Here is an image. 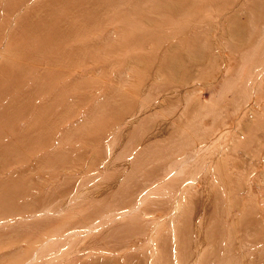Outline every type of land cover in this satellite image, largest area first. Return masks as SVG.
Listing matches in <instances>:
<instances>
[{"label": "rangeland", "instance_id": "374dc122", "mask_svg": "<svg viewBox=\"0 0 264 264\" xmlns=\"http://www.w3.org/2000/svg\"><path fill=\"white\" fill-rule=\"evenodd\" d=\"M0 264H264V0H0Z\"/></svg>", "mask_w": 264, "mask_h": 264}, {"label": "bare ground", "instance_id": "6f19581e", "mask_svg": "<svg viewBox=\"0 0 264 264\" xmlns=\"http://www.w3.org/2000/svg\"><path fill=\"white\" fill-rule=\"evenodd\" d=\"M222 167V166H221Z\"/></svg>", "mask_w": 264, "mask_h": 264}]
</instances>
